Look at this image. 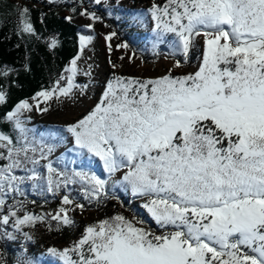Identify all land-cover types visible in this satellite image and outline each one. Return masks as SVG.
<instances>
[{
  "label": "snow or ice",
  "instance_id": "obj_1",
  "mask_svg": "<svg viewBox=\"0 0 264 264\" xmlns=\"http://www.w3.org/2000/svg\"><path fill=\"white\" fill-rule=\"evenodd\" d=\"M148 11L157 41L171 34L173 48L185 60L196 37H204L199 70L182 76L169 70L155 79L114 76L100 102L67 125L72 138L67 151L99 158L109 174L127 169L122 183L145 198L143 208L165 231L156 234L137 226L143 221L116 215L88 226L71 249L49 248L48 253L62 264H264V0H165ZM27 12L20 11L22 32L32 34L23 20ZM81 15L99 19L87 10ZM80 39L83 49L92 37ZM56 44L52 39L49 47ZM78 59L66 69L72 75L62 74L32 99L70 98L73 88L81 87L73 84ZM180 66L177 60L174 67ZM12 71L4 66L0 75ZM4 101L0 91V103ZM34 107L48 110L40 108L39 100L35 105L23 100L5 117L19 136L14 142L0 133V161H7L0 165V211L7 194L20 193L25 180L43 179L49 192L79 181L89 186L86 195L106 194V180L83 171L67 175L53 167L48 158L57 143L30 137L21 119ZM48 135L53 141L64 139L58 131ZM40 160L48 161L45 177L26 167ZM17 170L30 175L18 176ZM62 203L73 201L65 195ZM67 213L62 207L51 219L58 226L71 225ZM11 217H16L17 231L45 219L20 218L9 208L0 215V224L7 225Z\"/></svg>",
  "mask_w": 264,
  "mask_h": 264
},
{
  "label": "trees",
  "instance_id": "obj_2",
  "mask_svg": "<svg viewBox=\"0 0 264 264\" xmlns=\"http://www.w3.org/2000/svg\"><path fill=\"white\" fill-rule=\"evenodd\" d=\"M156 1L157 4H161L164 0ZM93 7L103 20L113 25L116 34L144 62L153 63L166 58L175 62L179 60L181 66L184 67L193 66L198 62L201 49L197 43V37L185 60L184 55L178 49L173 48L175 38L171 34L166 36L163 42H158L153 31H144L143 26L147 19L145 9ZM56 9L54 6L44 3L42 8L31 6L28 9V19L33 34L26 35L19 30L18 6L13 2L0 4V68L7 66L14 69L6 77L0 75V91L5 94V101L0 104V129L14 142L19 133L12 128L10 123L2 121L6 114L11 112L20 101L29 99L42 90L50 89L59 79L66 64L77 55L79 35H88L86 30L78 28L60 16ZM127 28L134 29L136 32H126ZM53 38L57 44L50 48L48 41ZM30 130V137H35L36 140L43 138L46 143L60 144L66 138L63 127H34ZM50 130L58 131L59 135L64 138L63 141H53L48 135ZM69 148H66L57 157L48 158L53 162V167L67 175H71L73 171H83L106 180V194L86 195L89 186L79 181L67 184V186L62 184L58 190L54 189L49 192L45 180H25L20 185V193L9 192L7 194L5 207L3 211H0V214L5 213L9 204L22 201L57 207L59 200L67 195L70 200L83 205L86 210L103 211L106 207L121 208L133 215L136 220L143 221L141 225L146 229L157 232L164 231L147 215L143 208L138 206L137 201L142 197L133 195L131 188L122 183L123 176L118 180L114 179L120 171L109 174L99 158H90L87 154L69 153L67 151ZM29 155L32 154L29 153ZM6 162L0 161V165ZM47 163L48 161H46ZM26 167H35L38 174L44 172L42 177L48 175L47 169L40 163L35 166L29 163L26 164ZM15 174L18 176L30 175L24 170H17ZM105 203H108L106 207ZM51 225L53 224L51 223ZM2 247L4 254L11 253L12 250L8 245L4 244ZM29 263L58 264L55 258L41 255L30 257Z\"/></svg>",
  "mask_w": 264,
  "mask_h": 264
},
{
  "label": "rangeland",
  "instance_id": "obj_3",
  "mask_svg": "<svg viewBox=\"0 0 264 264\" xmlns=\"http://www.w3.org/2000/svg\"><path fill=\"white\" fill-rule=\"evenodd\" d=\"M3 2H13L18 6L19 30L22 34L32 35L33 33L29 34L22 32L23 24L20 11L24 8L28 10L31 6L42 8L44 3L54 6L57 8L56 10L60 16L70 21L78 28L86 30L88 35L84 36L92 37L90 42L84 44L83 49H81L80 39L83 35H79L78 38V53L74 57L76 58L79 55V59L77 60L78 71L73 76V84L81 87H74L70 98L60 97L59 99L54 98L44 101L42 97H38L37 100L40 101V108L46 107L48 110L44 112L34 107L31 111H25L21 117L27 129L34 127L65 128L64 135L66 138L64 142L57 144L55 151L49 158L57 157L66 148L72 147L71 134L66 131L67 125L75 123L77 120L83 118L98 102H100V98L108 80L112 79L114 76L155 79L168 74L169 70H171L172 76L194 74L199 70L200 63L203 59L204 37L201 35L197 37V43L201 51L198 62L195 65L190 67H174L176 62L166 58H162L157 62L146 63L138 55H133L129 47H117V45L125 44V41L116 34L113 25L103 20L93 7L98 6L101 9L116 7L126 10L143 8L147 16L143 29L145 32H148L149 30L152 31L155 24L148 10L152 7L153 3L157 4L156 0H101L100 4H96L94 0H0V4ZM164 2L165 0L162 1L161 5ZM73 9H75V11ZM85 10H87L88 13H94L99 19L91 20L86 16H82L81 12ZM67 17H71V20L67 19ZM28 18L27 12L23 20L30 24ZM88 24H92L91 29L87 28ZM126 32L134 33L136 31L127 28ZM112 33H115V35L112 36L111 40H106L105 38ZM51 40L52 39H49L48 45ZM109 45L111 46V51H109ZM121 57H124V59H121ZM129 57L132 59L130 60ZM72 60L66 64L61 75H72L71 72L66 71V69L71 68ZM109 61H111V63ZM113 65H115V68H113ZM65 83L66 81H61V84ZM36 94L34 96H36ZM34 96L26 99L32 105L37 103V100L32 99ZM2 121L8 122L6 118ZM0 133H3L1 129ZM36 156L38 158L39 153H37ZM39 163L45 166L46 160H40ZM125 171H127V169L121 170L114 179H120ZM39 175L41 177L44 176V172ZM62 200L63 198L59 200L57 207L28 201L19 203L14 202L6 207L5 213H1L0 215H7L8 209L11 208L16 211L17 217L20 218H23L25 215H34L43 216L45 219L43 221H36L32 224L23 225L22 231H17V229L13 227L16 217H11L7 225L0 224V233L11 234V236L14 237V239H12L7 235H0V264H26V262L30 264V257L39 255L53 257L58 264H62L57 257L48 253L49 248H56L61 251L65 248L71 249L74 243L80 240L84 235L85 229L88 226L98 225L100 221L109 220L116 215H123L130 221L134 219L133 215L123 211L121 208L115 209L113 207H106L108 203H105L106 208L103 211H97L76 207V205H80L76 202L65 205L62 203ZM145 202V198L142 197L138 199L137 204L139 207L143 208ZM62 207L68 210L67 214L73 221L71 225L65 226L60 223L58 226V222L51 219V216L55 215ZM144 210L147 215L154 220L147 210ZM51 223L53 225H51ZM137 226L144 227L141 224H137ZM146 230L155 232L156 234L161 233L152 229ZM25 233L27 236L31 237V239H26ZM4 244L11 248V253L4 254L2 247Z\"/></svg>",
  "mask_w": 264,
  "mask_h": 264
}]
</instances>
